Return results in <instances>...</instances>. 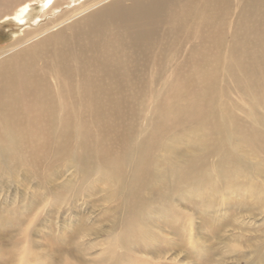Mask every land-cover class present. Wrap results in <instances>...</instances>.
<instances>
[{"label":"bare ground","instance_id":"1","mask_svg":"<svg viewBox=\"0 0 264 264\" xmlns=\"http://www.w3.org/2000/svg\"><path fill=\"white\" fill-rule=\"evenodd\" d=\"M7 17L16 29L32 20L0 50V162L30 152L32 163L57 161L78 136L70 195L100 191L115 207L108 238L55 263L170 264L164 255L184 243L185 255L199 252L200 231L187 242L185 230L194 217L207 223L210 206L264 210V0H0ZM57 191L56 203L72 198ZM248 238L246 264H259L264 229ZM31 241L25 231L15 241L24 264Z\"/></svg>","mask_w":264,"mask_h":264},{"label":"rangeland","instance_id":"2","mask_svg":"<svg viewBox=\"0 0 264 264\" xmlns=\"http://www.w3.org/2000/svg\"><path fill=\"white\" fill-rule=\"evenodd\" d=\"M55 9L54 11L56 12L53 13L58 14L61 10L65 9V6ZM7 19L0 21V50L10 45L15 37L20 35L22 30L29 26L26 21L31 23L32 20L28 18L22 25L18 24L20 28L16 29L14 19L12 17H7ZM167 78L169 81L171 77ZM163 93L164 89L159 91V94ZM241 96L246 98L262 113L261 108L253 103L249 97L242 94ZM76 129L79 128L75 126L74 131ZM74 140V145L67 156L62 155L57 161L50 158L44 159L40 163H32L31 160L39 156L30 152L31 155L18 154V156H14L16 153L10 155L9 159H12L14 156L15 164H3L0 162L3 164L0 165V217L4 215V219L6 216L10 219L6 227L0 226V264H24V262L18 260L20 259V245L18 247L15 242L22 239L24 231L26 235L28 234L29 239L32 240L31 242H33V244L31 243L33 248L31 255L34 258L31 259L30 264H57L54 260L59 256L58 254L61 256L66 254L67 258L75 261L76 254L74 249L79 244L88 241L100 242L108 238L105 232L109 230L114 220V203L103 199V192L98 191L97 194L92 193L90 196L84 188L79 190L77 196L72 197L70 195L69 190L73 187V183H75V188L79 186L78 183L81 177L80 167L82 165V155H80L77 147L79 142L78 136H75ZM50 147L53 148V145H50ZM45 156H48V154H45ZM259 178L264 181L263 174ZM101 187L98 184L95 190L101 189ZM57 188L56 194L71 196L72 198L59 203L54 202L51 195L54 194ZM232 190L235 191L236 189ZM221 193L228 194L226 190L221 191ZM245 194L243 196L247 200L244 201L243 197L241 203H249L251 205L254 201L252 200L253 198ZM235 195L237 194L233 192L228 196L230 200H228V203L235 205L239 202L238 196ZM36 198L41 201H37ZM92 200L95 204L91 202ZM33 201L35 203L34 207L36 206L35 208L32 205L30 206L33 215L30 218L26 217V219H22L21 225L18 226L17 222L13 221V219H16L15 217L26 206L29 208V204ZM196 205H200V203L196 202ZM216 206L207 207L212 211L210 214H207L209 218L207 223H204V220H200V217H194L192 218L193 227L191 226L189 231L188 229L185 230L186 233H193L189 236L187 242L192 241V236L197 232L196 230L200 231L199 233L197 232L198 238L196 239V244L199 242L197 247L199 252L195 253L192 257L185 255L184 251L187 245L184 243L186 246L183 248L184 251L174 249L164 255V258L167 261L169 260L168 263L208 264L209 262V264H246L248 258L251 259L252 256L250 257L249 254L250 249L247 246V243L250 241L248 235L255 236V234H259L264 229V210L262 211L258 207L256 209V207L253 208L251 206V211L249 210L251 213L247 211L238 213L230 207L228 210L224 209L225 206L223 204L220 207ZM201 218L206 219L203 215H201ZM211 219H219V224L217 225V222L215 223ZM80 225L83 226L80 227ZM79 227L81 229H78ZM3 229L8 230V232H4ZM211 230L215 233L214 237L209 236ZM163 233L171 243H176L177 239L168 230H163ZM229 241L231 244L229 243V246H227ZM212 244H214V248L213 250H209L208 247H212ZM81 246L83 247V245ZM100 247L101 244H99ZM64 249H72L71 254L64 252ZM261 250L264 251V247ZM196 256L201 257L197 260ZM260 263L264 264V260H260Z\"/></svg>","mask_w":264,"mask_h":264}]
</instances>
